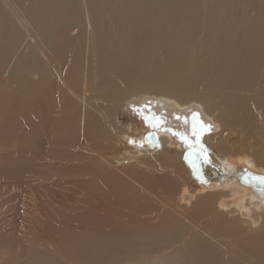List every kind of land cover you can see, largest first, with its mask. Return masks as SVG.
<instances>
[{
    "label": "bare ground",
    "instance_id": "obj_1",
    "mask_svg": "<svg viewBox=\"0 0 264 264\" xmlns=\"http://www.w3.org/2000/svg\"><path fill=\"white\" fill-rule=\"evenodd\" d=\"M147 93L203 108L202 155L117 120ZM247 171L264 175V0H0V180L48 191L20 220L3 200L0 264H264Z\"/></svg>",
    "mask_w": 264,
    "mask_h": 264
},
{
    "label": "rangeland",
    "instance_id": "obj_2",
    "mask_svg": "<svg viewBox=\"0 0 264 264\" xmlns=\"http://www.w3.org/2000/svg\"><path fill=\"white\" fill-rule=\"evenodd\" d=\"M61 57L59 56L55 61L58 65L61 64ZM159 100H161V98L157 95L147 93L141 99H137L135 100L136 102L132 103V110H122L124 111L123 113L119 110L118 112L120 114L117 113L116 118L118 121L122 120L121 122L126 124L125 127H130L131 121H135L143 135L147 133H169L173 136L174 143L183 146V148L194 150V156L199 157L202 155V153L205 152L202 137L212 132L215 128L213 121L203 116V113L205 114L203 108L201 107L199 110L194 109L192 106L196 107V102L192 101L185 107L179 106L175 107L176 109H162L153 102ZM179 109H183V111ZM125 127L122 126V128L126 129ZM130 139L132 140L131 142L138 147L144 146L140 140ZM62 182L64 186H67L64 181ZM18 183L19 184L16 185H3L2 180H0V200L2 201H0V205L4 203L3 200L10 202L9 204L14 206L16 220H20L24 214H27V209L25 207L29 204L30 193H34L36 196L42 194L46 195L48 193V191L43 188L45 185H42L38 181L27 179L26 181L24 180ZM39 185H41V188H38ZM56 185L54 186L56 187ZM48 186H51L53 189L52 184ZM36 190H40L39 193H36ZM50 197L51 196L48 195L45 199H49ZM65 197V193L61 194V196L57 197L59 201H56L53 205L56 207L59 205V210H61V212L67 211L68 213H65V215H68L72 210L71 206L75 203L76 197L72 196L71 199H67L68 204L62 207L61 200ZM42 198H44V196H42ZM15 205L17 206L15 207ZM19 228L21 227L19 226Z\"/></svg>",
    "mask_w": 264,
    "mask_h": 264
},
{
    "label": "water",
    "instance_id": "obj_3",
    "mask_svg": "<svg viewBox=\"0 0 264 264\" xmlns=\"http://www.w3.org/2000/svg\"><path fill=\"white\" fill-rule=\"evenodd\" d=\"M156 133H152V137L155 138ZM154 142H157V136L154 139ZM242 181L252 185V188L258 191L260 194L264 195V175L255 174L250 171L245 172L242 176Z\"/></svg>",
    "mask_w": 264,
    "mask_h": 264
}]
</instances>
